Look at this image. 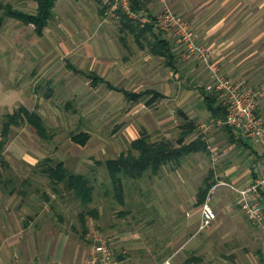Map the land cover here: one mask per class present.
Returning <instances> with one entry per match:
<instances>
[{"label":"rangeland","instance_id":"1","mask_svg":"<svg viewBox=\"0 0 264 264\" xmlns=\"http://www.w3.org/2000/svg\"><path fill=\"white\" fill-rule=\"evenodd\" d=\"M0 1L14 6L19 4L16 0ZM102 3L56 0L53 16L42 36L36 37L31 30L27 41L4 36L7 43L20 51L24 49L21 43L27 45L23 63L28 68L17 82V93L31 110L38 112L46 129L44 137L22 123L19 129L22 133L18 135L22 143L32 138L36 141L28 143L29 154L38 155L32 153L35 148V152L43 155L31 171L38 174L32 183L40 192L39 202L48 206L43 219L59 224L68 243L66 252L69 251L75 264H83L95 237H102L111 244L117 239L115 235L126 237L130 253L137 249L144 251L149 257L147 262H153L157 258L154 256L159 254L160 259L177 257L181 264V257L182 261L190 255L199 258L209 250L210 255L189 264H264L261 232L255 225L251 226L242 213L238 219L240 229L222 213L221 227L213 228L210 233L214 245L205 249L202 243L209 232L206 228L198 231L196 219L198 217L199 221L200 212L194 210V201L206 182L203 178L208 171L211 168L219 171L224 160L239 157L236 147L229 148V133L242 136L227 131L225 127L228 126L224 124L214 122L210 125L211 118L205 114L198 88L210 82L212 65L233 81L244 79L253 87L264 82V0H242L236 11L232 10L235 18L231 16L226 21L215 19L223 10L221 3L208 9L209 5L200 3L188 5L187 10L176 8L173 11L166 3L149 0L147 7L153 15L159 14L165 5L187 21L195 35V44L206 50L207 59L199 57L197 52L186 58L188 49L177 41L176 35L155 30L170 42L176 55L177 72L165 65L164 57L149 51L144 38L141 43L145 46H141L122 24V17H109L106 14L108 2L103 0ZM36 4L31 0L24 8L34 12ZM203 11L205 13L200 16ZM9 21L12 19L6 17L2 29ZM16 23L22 25L20 20ZM12 26L15 27L9 25ZM219 27L229 31L219 36L216 33ZM211 28L216 29L212 35ZM146 36L152 39L150 33ZM222 42L228 46L225 57L234 67L228 68L221 63L224 51L220 53L214 46L223 45ZM89 75L101 80L94 84ZM188 88L191 91L187 97L179 99L180 93ZM122 89L131 92L156 89L166 92V96L148 104L152 96L148 93L133 102L122 94ZM259 102L257 112L264 119V96ZM21 104L17 102L12 112ZM184 109L195 125L186 142L199 137L209 144L211 154L206 151L191 153L179 164L169 162L154 175L146 174L134 181L123 179L124 203H120L105 161L126 151L132 139L142 132L152 141L166 138L175 142L185 122L180 113ZM5 112L9 111L0 108L2 126ZM201 122L210 127L203 130L199 126ZM80 132L90 136L82 146L72 140V136ZM58 162L68 172L88 177L94 188L92 201L84 205L73 192L64 189L63 183L57 190L53 189L43 168ZM221 188L218 185L217 191ZM92 209L97 215L90 212ZM107 232L114 233L113 240ZM224 233L228 239L225 245L219 240ZM177 247L179 253H176Z\"/></svg>","mask_w":264,"mask_h":264},{"label":"crops","instance_id":"2","mask_svg":"<svg viewBox=\"0 0 264 264\" xmlns=\"http://www.w3.org/2000/svg\"><path fill=\"white\" fill-rule=\"evenodd\" d=\"M30 2L31 0H16V3H19L18 6H14L12 3L10 4H12L14 8L28 12V10L24 7L29 5ZM241 2L242 0H164V3H166L173 11L176 8L179 10L185 8L187 10L188 5L191 6L193 4L200 3L209 5L207 7L208 9L214 4L221 3L223 10L217 13L215 19L223 21L230 19L232 16V10L236 11V7H238ZM203 13H205V11L201 12L200 16H202ZM235 16L236 13L233 14L232 18L234 19ZM10 19H12V21L6 23L7 25H5L4 29L1 28L0 30V108L9 111L8 113L5 112L3 114L4 124L9 123L7 116L17 111L14 110L12 112L11 110L17 102L22 103L19 106L24 107L29 114L38 113L34 110H31L22 100L21 95L17 93V88L19 86L17 82L20 80L21 74H23L28 68V66L23 63L24 52L27 45L21 43V47L23 46L24 49H21L20 51L18 50V47H14V45H12L10 42L7 43L6 39H4V36L9 35L15 39L19 38L27 41L29 40L27 35H29L30 30L33 32V34H35L36 37H40L44 33L42 32L40 35H37L32 24H23L21 22L22 25L17 26L16 22H19V20L15 18ZM11 24H14L15 27H9ZM30 26L33 28L30 29ZM215 30L216 29L211 28L209 33L212 35ZM228 31L229 29L222 30V28L219 27L216 33L219 36H223L226 35V32ZM221 44L223 45L214 46L217 47L220 53L224 51V56L221 58V63H223L224 66L228 68L234 67L232 63L229 64V59L225 57V50L228 47L226 42H222ZM175 72H177V69ZM220 74L226 77L224 73ZM234 82H241L247 86H250L244 79H237L234 80ZM2 84H5L6 86L3 87ZM208 84L205 86H200L198 88V92L200 94L202 106L205 109L206 116L212 118L210 117L209 111L205 106L203 91L213 93L216 96L218 102L219 98L215 91L207 88ZM262 85H264V82L258 84L256 88L260 89ZM173 86L174 85H172V87ZM110 89L114 90L113 87ZM173 89L175 90L176 88ZM152 90L158 91L156 89ZM190 91L191 90L188 88L184 92H181L179 99L187 97ZM160 93L164 97L166 96V92L162 93L161 91ZM263 96L264 94L257 98L256 112L258 111V105L260 103L259 100L263 98ZM179 99L177 98V100ZM180 113L188 117L189 112L187 113V111L184 109V111L182 110ZM15 122L16 123L9 125L8 132H13V134L11 135L7 132L5 138L3 137L4 144L0 151V264H75L74 259L70 257L69 251L66 252L68 243H66L65 234L60 230L59 224H50L48 220L43 219L44 212L46 213L48 206L39 202L41 201L40 192L38 193L37 190H35V187H33L32 180H36V176H38V174L31 171L33 167L39 162V158L43 157V155L40 151L35 152V148L32 153H37L38 155L29 154L31 151L29 152L28 150V143L30 144V141H34V138H32V140L30 139L29 142L23 143L21 142L22 140L20 141L18 139V135L22 133V130H19L22 123H27L32 129H34L35 132L36 129L23 113H20V116ZM228 128L225 127L227 131H233L231 128H229L230 130ZM239 133L242 134V136H231L229 133V148L232 146L236 147L238 149L237 156L239 157L234 160H224L222 162V168L219 171H216L215 168H211L207 175L203 178V180L210 179L215 182L209 189L206 198L208 199L209 204L217 212L216 219L208 228L206 227V232H209L206 234L209 235L204 238L205 242L202 243V246L205 249H209L210 246L214 245V243L211 242L213 239L211 238L210 233L213 232V228L221 227L222 213L226 216V220L237 224L239 229L241 225L238 223V219L241 213L251 226L255 225L259 229L255 223L247 218L245 212L241 209L237 192H235L228 185L224 184V182H226L234 185L235 187L242 188L252 183L255 179L264 177V143L253 140L248 141L245 138L247 136L244 133ZM243 135L245 137H243ZM22 136L26 138L25 133H23ZM137 137L139 136H136L135 138ZM34 143H36V141H34ZM205 144L206 153L211 154L209 144L206 142ZM44 173L46 174V172ZM218 185H221L222 187L219 191H217ZM259 191L261 201L264 204V186L260 187ZM197 198L194 201V210L200 212L201 203ZM183 206L184 205H181V207ZM196 222L198 224V217ZM55 228H57L56 232ZM106 234L110 236V239L113 240L114 237L111 238V236H113L114 233L107 232ZM225 235V233L222 234V238L219 239L224 245L228 240L226 238L227 235ZM117 236L118 235H115L117 239L114 238L111 246L119 264H157L167 259H169L171 263L174 262V264H178L177 257H165L160 259L161 257L159 254L154 256L157 258H155L153 262H147L149 257L145 255L144 251L137 249L136 251L130 253V247L129 245H126L128 242L126 237ZM95 238L93 241H95ZM248 238L250 239V237ZM71 248L75 249L72 246ZM179 249V247L176 248V253H179ZM208 251L209 250L203 253L202 257L197 258L194 257V255H190L189 257L183 259L184 261H182L181 257L179 261H181V264H189L190 261L195 262L204 259L207 255H210Z\"/></svg>","mask_w":264,"mask_h":264},{"label":"trees","instance_id":"3","mask_svg":"<svg viewBox=\"0 0 264 264\" xmlns=\"http://www.w3.org/2000/svg\"><path fill=\"white\" fill-rule=\"evenodd\" d=\"M55 1L56 0H36L37 6L34 12H26L14 8L10 3L0 1V30L7 17L18 19L23 24H32L35 33L40 35L53 16L52 10L55 6ZM97 1L103 4V0ZM103 8L104 5L102 9ZM121 21L125 27L129 28L141 46H145V43L148 44L150 48L149 51L152 54L165 58V65L167 67L173 70L177 69L175 63L176 55L173 52L170 42L162 38L159 33H156V29L152 24L140 26L139 23L130 20L126 15L122 16ZM148 33L152 36L151 40H148L146 36ZM141 38H144L145 43H141ZM89 76L94 84L101 80L96 75ZM122 92L128 100L133 102L139 101L145 94L151 93L152 96L147 100L148 104L164 97L160 92L152 89L141 92H131L122 89ZM203 93L205 106L209 111L210 117L224 119L225 109L218 102L216 96L211 92L203 91ZM20 113L25 114L31 124L34 125L39 135L46 136V129L40 116L36 113L29 114L24 107H20L17 111L7 116L9 123H3L2 135L4 138L8 132L9 125L16 123L15 121L20 116ZM183 117L185 118V122L181 125L182 130L175 142L166 138L152 141L145 132H142L139 137L131 141L130 147L126 151L120 153L115 158L105 161L114 192L120 203H124L123 179L134 181L143 178L146 174L154 175L169 162L179 164L182 158L191 153L206 151V144L199 137L186 142V137L193 132L195 125L194 121L189 119L186 115H183ZM89 137L88 133L80 132L73 135L72 140L80 145H85ZM4 138L0 143V151L4 144ZM43 171L46 172L51 184L54 186V190H57V187L63 183L64 189L73 192L84 205L92 201V192L94 188L86 175L68 172L61 162H58L55 166L50 165L47 168H43ZM214 183L213 180L207 179L204 185L200 187L198 192L200 203L204 202L209 189ZM90 212L93 215H97L95 209L90 210Z\"/></svg>","mask_w":264,"mask_h":264},{"label":"built area","instance_id":"4","mask_svg":"<svg viewBox=\"0 0 264 264\" xmlns=\"http://www.w3.org/2000/svg\"><path fill=\"white\" fill-rule=\"evenodd\" d=\"M149 0H106L109 7L106 14L115 19H121L126 15L129 19L138 21L141 26L152 24L157 30H164L167 35H176L177 41L188 49L186 58L191 54L207 59L206 50L195 44V35L187 21L175 15L168 6L153 15L147 7ZM164 4L163 0H159ZM211 82L207 88L217 93L221 105L225 109L224 119L211 118L210 125L214 122L224 124L235 132L244 133L250 140L264 143V121L257 114V98L264 94V85L260 89L247 86L241 82H234L222 76L215 66H210ZM205 122L199 123L200 128L207 130L210 127ZM3 139L2 123L0 120V143ZM224 184L231 187L238 194L241 209L247 218L255 223L261 232L264 241V204L260 198V187L264 186V177L255 179L249 185L238 188L230 183ZM216 219V212L209 204L208 199L201 204L199 230L209 227ZM83 264H119L113 248L108 241L102 237L95 238ZM144 264V263H137ZM157 264H172L169 259Z\"/></svg>","mask_w":264,"mask_h":264}]
</instances>
